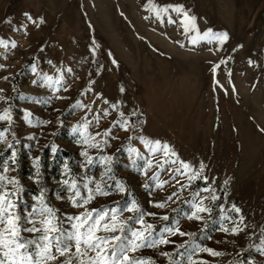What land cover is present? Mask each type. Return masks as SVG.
Here are the masks:
<instances>
[{
    "label": "rangeland",
    "instance_id": "374dc122",
    "mask_svg": "<svg viewBox=\"0 0 264 264\" xmlns=\"http://www.w3.org/2000/svg\"><path fill=\"white\" fill-rule=\"evenodd\" d=\"M149 3H182L197 18L201 32L206 27L227 31L229 39L219 47L215 40L192 44L176 13H171L175 23H168L167 17L160 22L151 7L144 6ZM24 12L33 19L27 20ZM20 25H25L26 30ZM0 38L16 41L15 47L11 43L0 45V65H5L0 67V114H4L0 119V172L9 179L17 178L20 191L11 198L21 217L38 204L35 197L42 190L46 203L56 210L58 227L67 235L73 223L69 216L81 209L68 199L74 192H69L64 181L75 179L85 196V183L94 190L99 181L108 195L95 194L87 207H117L121 216L130 217L136 214V210L128 209L134 199L145 212L157 213L145 216L153 224V233L172 226L175 219L184 232L196 234L169 236L174 243L142 246L134 254L137 257H151L153 264L180 260L188 264V246L177 245L194 239L222 253L195 254L208 264H264V252L256 247L264 237V0H0ZM93 41L99 45L95 56L90 55ZM236 45L242 47L233 52ZM249 58L255 63L249 64ZM112 59L118 63H111ZM222 59L224 63L213 74L212 63ZM32 63L37 65V73L31 71ZM68 67L72 72H67ZM55 68L64 69L66 81L58 93H53L43 80L32 83L38 74L55 75ZM89 80L94 82L95 92L103 93L110 102H122L117 109L110 108L107 115L96 111L108 105L93 92L85 91ZM77 101L91 104L92 108L76 107ZM25 109L29 113L27 120ZM121 111L131 124L138 125L131 128V133L112 124L122 119ZM130 112L137 114L128 116ZM96 116L100 117L98 123ZM45 120L50 123L41 122ZM85 121L89 122L86 132L93 143L96 138L91 134H103L104 128H112L103 147L77 143L80 133L73 131V125ZM141 128L150 138L166 140L180 158L194 167L202 161L203 175L209 180L197 178L168 200L176 190V181L184 182L178 175L170 179L178 162L164 164L168 157L162 160V153H149L139 140L127 139ZM130 145L140 153L133 154L135 166L127 151ZM83 148L92 156L91 163L81 155ZM13 150L14 163L10 159ZM105 155L113 158L110 164L101 162ZM37 156L38 172L33 163ZM149 156L156 163L140 171ZM65 163L68 172L63 170ZM154 173L168 183L156 187ZM37 176L39 183L34 179ZM117 181L125 185L124 192L115 189ZM2 183L14 188L8 181ZM209 183L218 197L225 189L226 198L223 209L206 201L212 205L213 213L211 219L206 217L205 227L204 222L190 220L184 213L191 210L186 203L192 199L190 193ZM152 200L166 201V205L154 207L149 203ZM233 203L241 209L243 222L236 219L238 214L230 207ZM221 211L225 213V224H239V233L220 229ZM164 213L167 219H162ZM130 223L139 227L134 221ZM21 224L29 226L23 220ZM98 234L105 233L101 230ZM256 234L259 236L252 244V257L235 261ZM21 235L27 239L37 233ZM163 252L169 255H161Z\"/></svg>",
    "mask_w": 264,
    "mask_h": 264
},
{
    "label": "snow or ice",
    "instance_id": "6c2138e0",
    "mask_svg": "<svg viewBox=\"0 0 264 264\" xmlns=\"http://www.w3.org/2000/svg\"><path fill=\"white\" fill-rule=\"evenodd\" d=\"M145 7H151L154 11L155 16L164 22V18L167 17L168 23H175L172 19L171 13H176L183 30L188 34V41L192 44L197 43L199 40H215L218 41V47L222 45L225 41L229 39V34L227 31H214L210 27H206L203 32L199 30V26L196 23L197 18L191 15L189 10L185 8L182 3H171L161 6H153L150 3L144 5ZM23 16L27 20H32L33 17L30 13L24 12ZM147 19V17H145ZM10 17H6V20L10 21ZM43 19L42 17L40 18ZM24 27L25 25H20ZM11 43L14 47L16 46V41H6L0 38V45L7 46ZM177 43H182L177 41ZM98 44L93 41L90 45V55L95 56L97 52ZM242 47V45H236L232 51L235 52L237 48ZM112 54L109 53V56ZM227 59V58H224ZM224 59L212 63L211 68L213 74H215L217 68L220 64L224 63ZM48 63L51 65L52 61L49 60ZM111 63H118L115 59H112ZM249 64L255 63L251 58L248 60ZM0 67H5V65H0ZM101 67H103L101 65ZM31 71L37 73V65L32 63L30 65ZM67 72H72V68L68 67ZM55 75H49L44 73L43 75L38 74V79L32 81L33 84L38 83L39 80L43 82L52 89L53 93H58L59 89L63 87L65 81L64 69L55 68ZM97 74H99V69H97ZM6 79V77H5ZM214 83L223 87L218 80ZM71 85H68L70 88ZM124 87H120V91L124 92ZM233 90H235L233 88ZM2 91V90H0ZM67 91V89H65ZM85 91H91L97 97L108 105V107L97 108V112H103L105 115L109 113V109H117L118 105L122 103L121 101H116L115 103L110 102L106 96L101 92H95L94 82L92 80L88 81V87ZM63 99L64 97H58ZM76 107H85L88 109L92 108L91 104H82L81 102H76ZM8 109H5V113ZM136 112L128 113V116H135ZM29 116L28 110L25 109V119L27 120ZM121 120L112 121V124L118 125L125 132L131 133V128L138 127V125L131 124L129 119L125 116L123 111L120 112ZM4 118V114H0V119ZM9 120L11 116L7 117ZM100 117H94V120L98 123ZM29 122H31L29 120ZM44 124L50 123L49 121H41ZM60 121H58L59 123ZM89 122L85 121L83 124L77 123L73 125V131H79L80 139L77 143H83L89 145L90 147H103L107 143V137L111 136L112 128H104L103 134L100 132L91 134L94 136L95 143L89 139V134L86 132ZM131 124V126H130ZM6 131V130H5ZM264 131V129H261ZM3 137V133H0V138ZM114 139L117 137H113ZM133 138L139 140L143 146L148 149L149 153H162L161 159L168 157V160H164V164H174L178 165L174 169V175L170 179H174L178 175L184 182L181 183L180 180L176 181V190L172 191L167 199L171 200L173 197L177 196V192H182L185 188L192 184L197 178H202L204 181H208L209 177L203 175L205 165L201 161L198 167H194L188 160L179 157V154L175 149L166 141L159 138L153 139L145 135L143 129L141 128L139 133H132L127 136V139L131 141ZM52 150H56V145H52ZM129 156L133 157V154L139 155V149L134 146H129L127 149ZM15 150L12 151V157L10 158L12 162H15ZM81 155L89 163L92 162V156L89 155L86 148L81 149ZM175 157V160L171 158ZM39 156L33 159V163L39 171ZM112 157L105 155L101 157V162H107L110 164L112 162ZM156 161L147 158L144 169H139L140 171L146 170L151 167ZM82 166L87 167L86 164ZM133 166H135V158L133 157ZM164 165L162 164L161 167ZM63 170L68 172V164L65 163ZM7 162L4 165V172H7ZM169 171H172L170 168ZM156 180V187H162L168 181L159 180L157 174L154 173L153 177ZM37 183H39V177H34ZM90 179V178H89ZM215 178H213L214 181ZM4 181L14 185V188H6L3 186ZM65 184L69 185V192H74V195H70L68 199L71 201L72 205L78 209H81L76 214L69 216L72 223V231L65 235L61 229L58 227V221L56 216V210L51 207L45 201L43 191L41 194L36 196L35 199L38 204L32 205V211L28 212L24 217L16 211L17 205L11 198L15 193L20 191V185L15 176L7 177L3 172H0V264H153L151 257H137L135 254L136 250L142 246L156 247L160 244L174 243V241L169 239V236H189L193 237L196 234L192 232H184L180 226L178 220H172V226L165 227L161 229L159 233H153V224L145 220V216H156L155 212H145L136 200H132L128 204L129 210H136V214L130 217H123L120 215V209L117 207L104 208L103 210H98L95 208H89V202L94 199L95 194L108 195V192L104 189L102 184L97 181L96 188L93 190L91 187L85 183L84 187L87 189V195H83L80 189L77 187V181L72 179L71 182L65 180ZM227 183V181H225ZM149 187V185H145ZM115 189L124 192L125 185L121 181H117ZM207 193L208 195H202L201 193ZM151 194V193H149ZM192 199L186 201L190 204V212H185L184 215L190 220H196L204 222L205 227H207V219H211V214L213 213V207L210 203L206 201H217L218 196L216 194V189L211 183L207 184L205 187L192 191L190 193ZM149 203L153 204L154 207L163 208L166 205V201L163 200H152ZM223 209V205H219ZM231 209L237 213L236 219L239 222H243L244 217L240 215L241 209L235 204H231ZM175 211V210H173ZM207 217V219H206ZM167 213H164L162 219H167ZM232 219L231 217H227ZM225 213L221 211L220 214V229L227 233L231 232L233 234L239 233L241 231L239 224L228 225L224 223ZM26 222L29 226L22 227L21 221ZM134 221L139 227H133L130 223ZM101 230L105 234H98ZM22 232L37 233V236L31 238H23ZM187 245V261L188 264H208L202 256L195 255L201 252L210 253L213 256L222 255L216 249L202 246L198 244L194 239L186 240L182 244L177 245V247L183 248ZM256 247L260 248L264 252V237L261 238V244ZM131 253V254H130ZM161 255H169L167 252L161 253ZM185 255V253H181ZM171 264H185V261H172ZM237 264H243V262H237ZM255 264V261L252 262Z\"/></svg>",
    "mask_w": 264,
    "mask_h": 264
},
{
    "label": "trees",
    "instance_id": "16d2710c",
    "mask_svg": "<svg viewBox=\"0 0 264 264\" xmlns=\"http://www.w3.org/2000/svg\"><path fill=\"white\" fill-rule=\"evenodd\" d=\"M43 168L45 169L44 165H43ZM54 168H55V166H53V167L51 168V172L54 171ZM225 198H226V190L223 189V190L221 191L219 197H218V200L214 202L213 207L216 208V209L219 208V205H222V204L224 203ZM258 236H259V234H256V235L252 238V240H250L249 247L246 249V251H245L243 254H241V255L235 257V258H234L235 261H238V260H239V261H246L248 258L252 257V249H253V248H252V244H253V242L257 239ZM234 260H233V261H234Z\"/></svg>",
    "mask_w": 264,
    "mask_h": 264
}]
</instances>
